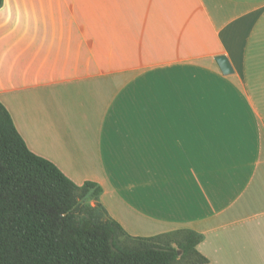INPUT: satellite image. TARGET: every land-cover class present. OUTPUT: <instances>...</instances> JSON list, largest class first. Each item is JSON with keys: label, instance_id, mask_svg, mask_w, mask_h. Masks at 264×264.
<instances>
[{"label": "crops", "instance_id": "obj_1", "mask_svg": "<svg viewBox=\"0 0 264 264\" xmlns=\"http://www.w3.org/2000/svg\"><path fill=\"white\" fill-rule=\"evenodd\" d=\"M0 102L128 235L264 264V0H2Z\"/></svg>", "mask_w": 264, "mask_h": 264}, {"label": "trees", "instance_id": "obj_2", "mask_svg": "<svg viewBox=\"0 0 264 264\" xmlns=\"http://www.w3.org/2000/svg\"><path fill=\"white\" fill-rule=\"evenodd\" d=\"M2 0H0V5ZM101 192L76 184L51 160L32 152L0 102V264H202V236L177 230L132 237L99 203L79 196ZM100 208L104 218L96 214ZM134 240L123 245L119 235Z\"/></svg>", "mask_w": 264, "mask_h": 264}, {"label": "rangeland", "instance_id": "obj_3", "mask_svg": "<svg viewBox=\"0 0 264 264\" xmlns=\"http://www.w3.org/2000/svg\"><path fill=\"white\" fill-rule=\"evenodd\" d=\"M78 202H79V204H82V205H90V206H95V204L97 203L96 200H94L93 195H91V193H88L86 195L79 196ZM95 212H96L97 215H99L100 217L104 218V214L102 213V211H101L100 208L97 207L96 210H95ZM119 241L123 245H131V244L134 243V240L133 239L128 238V237H126L123 234H120L119 235Z\"/></svg>", "mask_w": 264, "mask_h": 264}, {"label": "water", "instance_id": "obj_4", "mask_svg": "<svg viewBox=\"0 0 264 264\" xmlns=\"http://www.w3.org/2000/svg\"><path fill=\"white\" fill-rule=\"evenodd\" d=\"M215 59L219 65L222 73L227 74V73H230L232 71L230 63H229L228 59L226 58V56L218 55L215 57Z\"/></svg>", "mask_w": 264, "mask_h": 264}]
</instances>
